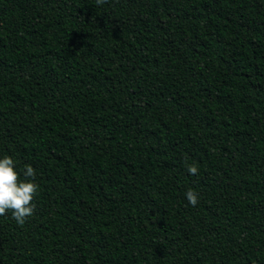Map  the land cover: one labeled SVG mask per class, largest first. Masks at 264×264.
Here are the masks:
<instances>
[{
  "label": "trees",
  "instance_id": "trees-1",
  "mask_svg": "<svg viewBox=\"0 0 264 264\" xmlns=\"http://www.w3.org/2000/svg\"><path fill=\"white\" fill-rule=\"evenodd\" d=\"M6 154L0 264H264V0H0Z\"/></svg>",
  "mask_w": 264,
  "mask_h": 264
},
{
  "label": "clouds",
  "instance_id": "clouds-1",
  "mask_svg": "<svg viewBox=\"0 0 264 264\" xmlns=\"http://www.w3.org/2000/svg\"><path fill=\"white\" fill-rule=\"evenodd\" d=\"M190 175H196L195 165L187 166ZM36 170L31 165H25L21 170L11 155H0V215L11 213V217L20 226L34 214V198L39 191L35 181ZM185 198L193 207L199 202V193L189 189Z\"/></svg>",
  "mask_w": 264,
  "mask_h": 264
}]
</instances>
